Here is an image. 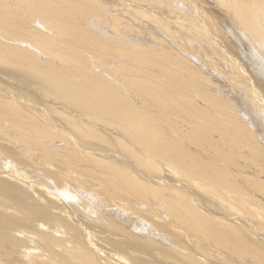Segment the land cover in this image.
Instances as JSON below:
<instances>
[{
	"label": "bare ground",
	"instance_id": "obj_1",
	"mask_svg": "<svg viewBox=\"0 0 264 264\" xmlns=\"http://www.w3.org/2000/svg\"><path fill=\"white\" fill-rule=\"evenodd\" d=\"M261 50L264 0H0V264H264Z\"/></svg>",
	"mask_w": 264,
	"mask_h": 264
},
{
	"label": "rangeland",
	"instance_id": "obj_2",
	"mask_svg": "<svg viewBox=\"0 0 264 264\" xmlns=\"http://www.w3.org/2000/svg\"><path fill=\"white\" fill-rule=\"evenodd\" d=\"M225 25H227V23H225ZM231 29L234 31V32H236L237 34H240L241 32H240V30L237 28V27H235L234 25H232V27H231ZM241 35V34H240ZM241 40V41H240ZM240 43L241 44H243V53L244 54H246L247 52H250V51H254V50H256L257 49V45L255 44V43H252L251 44V42L249 41L248 42V39L246 38V37H244V36H241V38H240ZM248 43V44H247ZM252 45V46H251ZM263 50H261V51H259V53H258V57L260 56V58H264V51L262 52ZM256 122H260V119H259V117L256 119ZM264 125V124H263ZM92 198V197H91ZM90 198V199H91ZM93 199V198H92ZM94 200V199H93ZM95 201V200H94ZM90 202V201H89ZM90 204H91V207H94V208H96L97 207V205H96V203H94L93 201H91L90 202ZM96 205V206H95Z\"/></svg>",
	"mask_w": 264,
	"mask_h": 264
}]
</instances>
